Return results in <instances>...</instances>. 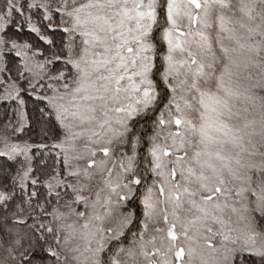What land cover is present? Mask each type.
<instances>
[{
    "label": "snow or ice",
    "instance_id": "obj_1",
    "mask_svg": "<svg viewBox=\"0 0 264 264\" xmlns=\"http://www.w3.org/2000/svg\"><path fill=\"white\" fill-rule=\"evenodd\" d=\"M0 264H264V0H0Z\"/></svg>",
    "mask_w": 264,
    "mask_h": 264
}]
</instances>
